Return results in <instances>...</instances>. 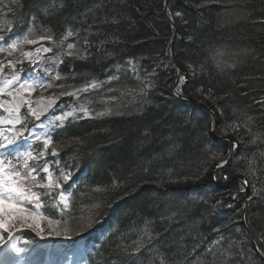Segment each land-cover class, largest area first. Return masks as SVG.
<instances>
[{"label":"trees","instance_id":"obj_1","mask_svg":"<svg viewBox=\"0 0 264 264\" xmlns=\"http://www.w3.org/2000/svg\"><path fill=\"white\" fill-rule=\"evenodd\" d=\"M262 21L264 0H3L0 34L5 39L19 34V49L50 47L47 60L62 58L56 67L44 61L54 69L52 74L38 69L50 88L76 90L94 82L101 89L87 99L110 108L109 115L68 122L53 134L60 167L67 164L72 172L69 180L61 181L62 189L52 193L70 192L68 222L60 226L67 234L52 237L70 245L84 240L88 264H160L162 258L165 264H213L214 259L215 264H264V198L247 200L252 193L248 188L239 201L231 199L240 193L238 182L249 178L243 173L252 157L261 163L264 142L250 144L243 127L239 135H222L227 125L249 118L252 132L264 133V104L259 103L264 101ZM24 35L52 40L28 44ZM12 57L21 58L20 51ZM175 61L188 73L179 95L172 89L178 78ZM17 68L25 76L33 69L27 64ZM146 80L151 87L144 89ZM107 89L114 93L104 99ZM192 95L218 114L219 141L209 132L211 112L187 100ZM71 101L69 97L64 103ZM231 139L239 143L238 152L226 170L215 174L218 186L231 181L228 189L207 184L186 193L169 188L200 182L220 159L227 161ZM98 186L103 191H95ZM261 187L257 183V189ZM48 199L41 197L45 214L56 211ZM145 226L154 236L152 244L135 256L117 254L118 245L134 248ZM21 235L38 240L31 231ZM230 245L231 251L239 245L251 259L214 258L205 252L206 247L224 251Z\"/></svg>","mask_w":264,"mask_h":264},{"label":"snow or ice","instance_id":"obj_2","mask_svg":"<svg viewBox=\"0 0 264 264\" xmlns=\"http://www.w3.org/2000/svg\"><path fill=\"white\" fill-rule=\"evenodd\" d=\"M0 4H3V0H0ZM8 6L5 5V8ZM22 7V5H18ZM13 11V9H8ZM176 16H180L179 12L175 13ZM264 23V21H262ZM10 31V29H8ZM27 31H31V26ZM71 30L67 31V36H72ZM52 40L51 36L41 35L38 39H28L26 35L23 36V42L28 44H37L40 40ZM21 43L19 34L13 35L5 39V36L0 34V52H7L8 56L13 55L17 50L20 51L23 59L12 60L4 59L0 60V74H3V79L0 80V96L6 95L9 99L0 100V108L7 113L6 117L0 118V125L6 127H0V245H8L9 241H12L8 246V251L14 250L16 253H20L23 250L16 247V242L13 241V233L18 230L29 229L34 231L37 235L44 238L45 233L48 235H66L67 228L62 231L60 226L62 223L67 225V219L65 213L71 210V202L69 200L70 192L62 190L56 192L53 196L54 189H62L61 181H67L71 178L72 169L69 165L65 164L64 168L60 167L59 152L53 145V134L58 130L65 127L64 121L69 117H75L77 111L83 113L80 119L89 117L91 113L84 104H80L78 107H74L71 110H64L63 105L57 108L56 111L48 116L46 120L42 121L41 117L47 113L56 104V97H41L37 101H33L30 96L35 91V86L43 87L45 81L43 79L37 80L32 76H26L21 80L20 72L23 69H17V64L23 63L27 60L29 64L36 63L37 60L42 59L37 56L34 59V53L31 50L19 49L18 46ZM88 41L85 38V44ZM74 46L73 43L66 45L67 49H71ZM50 52V47H41L36 49V52ZM67 54L71 55V52ZM54 62L59 63L56 58H53ZM128 65L135 69L133 62L129 60ZM191 68V65H189ZM8 70L7 73L5 70ZM36 69H32L34 72ZM48 71L47 69L45 70ZM58 78V77H57ZM114 77H110L112 79ZM181 82L185 80L184 76L180 78ZM63 87V85H59ZM97 84L92 83L85 86L82 89H76L72 92L61 93V95L72 96L75 99L79 98V94L82 91H88L89 88H96ZM151 87L150 82L146 80L143 88ZM203 91L202 89H197ZM111 91V90H109ZM182 89L180 85H177L176 93L181 94ZM113 100L115 98H112ZM259 103L264 104V101ZM22 109L26 111L22 112ZM106 112H110V108H106L105 112L96 113L98 116H103ZM29 121H38L39 124L33 123L34 128H39L40 133H33L32 136H25V132H30L28 127ZM19 126V127H18ZM243 127L247 134H249L250 144H256L258 140L264 142V133L252 132V120L251 118L242 121L240 123L233 122L222 129V135L228 134L229 131L239 135V129ZM37 141L42 140L40 148H32V139ZM79 143L78 138H73ZM19 141V143H18ZM71 143V141H70ZM231 147L233 149L239 146V143L232 141ZM206 151H210L205 146ZM35 153V154H34ZM211 154V153H210ZM51 156L54 159H47ZM261 163H258L257 157L253 156L249 161L245 173L246 177L240 183V192H244L246 189L251 188L252 193L246 197L247 200H252L253 196H260L264 198V152L259 153ZM213 159L218 157L212 154ZM43 160V163H39ZM31 161H37L33 164ZM227 161L220 159L216 167H222ZM67 169V170H66ZM41 173L44 174L41 178ZM59 173V176L56 175ZM259 173V175H258ZM225 180L227 176L223 177ZM115 183V181H113ZM257 183H261L262 187L257 189ZM43 189V192L35 191L34 189ZM95 191H103V188L97 187ZM49 197L47 204L50 208H54L55 212H49L47 214L40 211L44 207V202L41 201V197ZM232 200L236 199V196L231 197ZM58 201V202H57ZM232 207L231 204L227 205ZM59 216V218L53 219V216ZM213 231L219 232V228H214ZM154 236L147 226L142 230L140 239L135 241V247L129 250L128 247L117 246V254L135 256L142 248L151 245ZM219 243V241H215ZM231 245L229 250L213 251V248L206 247L205 252L210 254L214 258L225 257V259H232L239 256L241 259L245 255H248V259L251 256L245 253L243 248L239 245L236 246L237 251H231ZM260 248H264V245H260ZM260 248L257 251H260ZM7 255V252L5 253ZM260 255L264 256V251H260ZM4 264H8V260H4ZM160 264H165V260L162 258ZM215 264V259L213 261ZM224 264V261H221Z\"/></svg>","mask_w":264,"mask_h":264},{"label":"rangeland","instance_id":"obj_3","mask_svg":"<svg viewBox=\"0 0 264 264\" xmlns=\"http://www.w3.org/2000/svg\"><path fill=\"white\" fill-rule=\"evenodd\" d=\"M44 47V46H42ZM41 47H33L32 49H30L31 51H33L34 53V59L35 57L39 56L42 59L37 60L36 63H34L35 65L39 64L40 62H42L44 59H46L45 57L50 53V52H36V49H39ZM47 48V47H44ZM2 53V52H1ZM8 57L7 53H2L0 56V60H4ZM22 58V57H21ZM23 59V58H22ZM52 60V59H51ZM25 62H28L27 60H24ZM177 68H178V72H179V76H184L185 79L187 78V72L185 70V67L181 64H177ZM21 77V76H20ZM3 79V74H0V80ZM37 79V78H36ZM23 80V79H21ZM39 80V79H37ZM181 81V80H180ZM184 82V81H183ZM96 84V83H95ZM182 84V82H180V85ZM98 85V84H97ZM178 84H175L173 86V89L176 90ZM101 89V87L98 85V87L96 88H89L88 91H82L79 94V98L74 100L77 101V104L75 106L72 107H63L64 110H71L74 107H78L80 104H84L89 112L91 113V115L89 117H84V118H95V117H100L98 115H96V113H100V112H105L106 108H101L98 107L97 105H95L93 102H91L89 99H87V95H92L93 93L95 94V92H98ZM74 90H69V89H60V88H50V86H43L40 87L38 85L35 86V91L31 93L30 98L35 102L37 100H39L41 97H56V104L54 105V107L52 109H50L47 113H45L42 117L41 120L44 121L46 120V118L48 116H51L52 113L54 111H56V107L60 104V102L64 101L67 97V95H61V93H67V92H72ZM107 95H110L111 93H114L113 91H109V89H107L106 91ZM104 92V94H106ZM86 95V96H85ZM85 96V97H84ZM104 99L109 98V96H104ZM192 99H194L197 102L203 103L206 105V101L202 100L199 96L197 95H192L191 96ZM3 99H9V97H7L6 95L4 96H0V100ZM99 101V100H97ZM95 101V102H97ZM95 105V106H94ZM207 106V105H206ZM209 106V105H208ZM212 108V106H211ZM23 110V109H22ZM110 112H106L105 115H108ZM83 113L77 111L76 116L75 117H69L68 119H66L64 121L67 122L69 120H73V119H80L78 117L82 116ZM103 115V116H105ZM7 113L4 112V110L2 108H0V118L6 117ZM213 126L215 124L216 121H218V114L213 111ZM40 122H37V124H39ZM213 126H210V134H212L213 130ZM2 127H6V126H2ZM19 127V126H18ZM213 130V131H212ZM40 129L39 128H34L32 129L27 136H32L33 133H40ZM214 134V133H213ZM37 141L35 138L32 139V143ZM42 141V140H41ZM19 143V141H18ZM216 172V166H214L213 168L210 169V171L206 174V176L198 183L204 182L205 180L208 179V177H210L209 175H212ZM237 177H234L233 179L235 180ZM232 180V179H231ZM210 181V179L208 180ZM188 183V186L194 185V183H192L191 181H184L182 182L180 185H178L177 187L175 185H170L169 188H180V189H185L182 188L181 186L183 184ZM240 198V197H239ZM29 229H23L22 231H26ZM19 231V230H18ZM18 231H15L13 233V238L15 233H17ZM32 231V230H30ZM37 237H41L39 235H37L34 231H32ZM48 239H42L41 243L35 244V243H28V242H16V247L19 249H22L23 251L20 253H16L14 250L12 251H8V246L11 245L12 241L8 242V245H0V264L4 263V260L7 259L8 261H12V262H8L9 264H14L15 262H19L20 264L26 263L27 261L36 259V264H83L84 260H85V250L84 247L82 245L77 246L75 249H73L72 251H68L64 246V244L62 243L60 244H54L52 243V236H47ZM7 252V255H5V253ZM16 264V263H15Z\"/></svg>","mask_w":264,"mask_h":264},{"label":"bare ground","instance_id":"obj_4","mask_svg":"<svg viewBox=\"0 0 264 264\" xmlns=\"http://www.w3.org/2000/svg\"><path fill=\"white\" fill-rule=\"evenodd\" d=\"M2 126H4V125H0V127H2ZM209 176H211V175H209ZM209 178H210V177H208V179H209ZM208 179H207V180H208ZM207 180H205V181H207ZM188 185H189V184L186 183V184H183L181 187H182V188H187ZM8 262H12V261H8ZM35 262H36V259H33V260H30V261H28L27 263H23V264H36ZM15 263H16V264H20L18 261L15 262ZM15 263H14V264H15ZM1 264H4V263H1ZM8 264H9V263H8Z\"/></svg>","mask_w":264,"mask_h":264}]
</instances>
